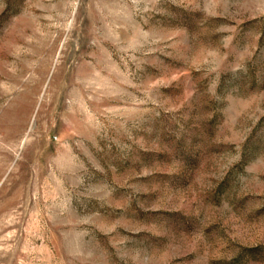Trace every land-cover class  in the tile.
<instances>
[{
  "label": "rangeland",
  "instance_id": "1",
  "mask_svg": "<svg viewBox=\"0 0 264 264\" xmlns=\"http://www.w3.org/2000/svg\"><path fill=\"white\" fill-rule=\"evenodd\" d=\"M0 264H264V0H0Z\"/></svg>",
  "mask_w": 264,
  "mask_h": 264
}]
</instances>
